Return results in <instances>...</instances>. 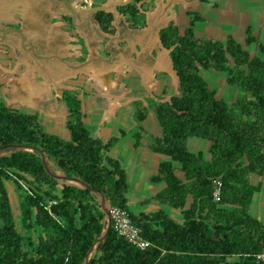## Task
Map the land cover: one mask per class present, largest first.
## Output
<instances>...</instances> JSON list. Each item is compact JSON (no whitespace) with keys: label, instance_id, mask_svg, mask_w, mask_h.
I'll use <instances>...</instances> for the list:
<instances>
[{"label":"trees","instance_id":"trees-1","mask_svg":"<svg viewBox=\"0 0 264 264\" xmlns=\"http://www.w3.org/2000/svg\"><path fill=\"white\" fill-rule=\"evenodd\" d=\"M139 1L115 7L129 29L144 26ZM93 20L103 33L111 32V12H96ZM201 20L193 12L182 33L173 22L159 30L177 78V94L147 106L160 130L150 149L164 157L148 181L164 185L154 198L178 211L180 222L162 209L137 214L129 209L126 172L109 155L118 138L103 142L91 135L73 92L61 94L68 140L45 129L37 113L20 112L0 101V147L33 148L0 155V264H84L93 247L98 255L87 264H256L254 256L264 247V222L249 208L261 182L252 185L249 178L264 177V43L249 26L243 45L231 35L224 42L198 38L195 23ZM251 45L253 55L246 49ZM201 70L226 74V84L239 91L235 100L217 98ZM134 105L143 132L146 109L140 102ZM133 138L136 148L140 134ZM192 138L209 143L208 157L187 149ZM39 152L64 177L79 179L109 206L123 209L149 245L141 250L129 244L111 223L96 243L105 223L92 192L60 184L45 170ZM214 180L220 183L217 200ZM6 183L15 186L26 238L16 228Z\"/></svg>","mask_w":264,"mask_h":264},{"label":"crops","instance_id":"crops-1","mask_svg":"<svg viewBox=\"0 0 264 264\" xmlns=\"http://www.w3.org/2000/svg\"><path fill=\"white\" fill-rule=\"evenodd\" d=\"M215 4L217 22L222 8L219 1ZM75 9L78 13L72 21L60 0H0V37L3 34L0 101L20 112H35L47 126L54 127L66 120L62 92L71 91L78 99L81 93L88 97L84 103L79 99L86 128L93 137L106 142L112 137L115 123L122 124L124 117L133 114L135 102L148 106L150 101H157L158 87L174 73L168 50L161 46L158 32L175 19L170 18L159 26L167 17L164 10L151 23L145 15V25L139 29H129L124 22L125 28L113 24L114 33L106 34L93 20V15L86 17L85 9ZM9 27L20 31L22 37ZM89 99L91 101H87ZM132 123L134 127L127 132L116 129L120 138H127L134 152L141 148L143 134H148L151 140L160 136L155 124L148 130L143 121V132H140V123L133 119ZM135 133L140 134L136 148L133 147ZM120 138L109 155L118 159L124 168L129 191L128 169L119 156L114 155L118 146L122 158L130 159L129 169L135 170L138 178L143 168L137 165L134 152L124 146ZM151 140L147 145L149 149ZM163 159L160 157L158 163ZM255 214L254 218L264 222L260 208Z\"/></svg>","mask_w":264,"mask_h":264},{"label":"rangeland","instance_id":"rangeland-1","mask_svg":"<svg viewBox=\"0 0 264 264\" xmlns=\"http://www.w3.org/2000/svg\"><path fill=\"white\" fill-rule=\"evenodd\" d=\"M73 7L79 9H87L92 6L105 4L107 2L113 0H69ZM114 1H125V0H114ZM215 1L220 2V8H222L221 15H219L216 22V12L214 11V7H216ZM138 7L145 13L149 19L148 22H153L155 17L159 16L164 10L166 11L167 17L161 21L158 25H165L170 18L175 19L173 22L179 30V33H182L183 30L188 26L189 15L197 13L201 17L200 22L195 23V36L202 39H214L224 42L226 35H231L235 38V40L241 45L244 44V28L246 25L251 27V32L253 36H255L259 42L264 43V0H140L137 4ZM110 12L115 16V19L112 21V30L109 34H113L115 31V26H124V18L119 15L115 8H112ZM68 14V13H67ZM206 22V25L204 24ZM169 23V22H168ZM218 24V25H215ZM145 25V21H144ZM251 55L255 54L254 45L246 47ZM201 75L207 82L210 89L215 91L216 97L221 98L228 103H231L237 97L239 91L235 86H230L226 84V74L217 73L212 70L202 71ZM115 84L117 82L116 78H114ZM177 94V78L176 75L170 73V77L166 80V83H162L156 93L157 101H168L169 97ZM79 99L84 103L87 96H83L81 93H78ZM87 101H91L90 99ZM147 102V101H146ZM150 103H152L150 101ZM148 103V104H150ZM63 108H65L64 103H61ZM146 109V118L145 124L143 126L151 130V126L155 124L158 128V134H160L159 127L157 125L155 116L152 112V109H148L147 106H143ZM136 110V105L133 104L132 115H128L124 117L121 123L116 122L114 127L111 130L112 137L120 138L118 128L127 132L134 127V123H132V119L136 121L134 113ZM66 111V108H65ZM40 121L42 125L49 132L59 136L62 139L68 140V131L65 129L64 119L61 120V124L59 126L49 127L40 117ZM117 128V129H116ZM123 140L124 146H129V150L134 152L131 148L130 144L127 141V138H120ZM150 136L148 134H143V144L139 150L134 152L135 162L137 165H141L143 168V172L141 173V177L138 178V174L135 170L129 169L130 167V159L122 158V150L121 147L118 146V150L115 151L114 155L119 156L124 167L128 169V177L130 181V190L128 191V206L133 213L144 212L150 213L162 209L166 212L170 217L180 222V214L178 211L171 209L166 205H160L157 200H155L154 195L163 188V184H152L148 181V177L153 175L156 171V165H158L159 158L161 155L153 153L149 147L147 146L150 142ZM209 143L200 139H188L187 140V149L191 153H197L198 151H202L206 157H208L207 148ZM10 151L1 150V154H8ZM121 156V157H120ZM48 169L51 173L56 175H61L59 171L55 169L51 162H48ZM250 183L252 185H257L261 182L262 189L259 193L255 194L253 197V201L249 208V213L256 217L255 211L256 209H261L264 213V177L259 178L256 175H252L249 178ZM60 184H75L66 180H58ZM77 185V184H76ZM134 188V190H133ZM6 189L9 195V199L11 202L13 219L16 224V228L18 232L22 235L23 238H26L28 232L22 227L20 222V214L18 207V196L15 189V186L9 183H6ZM93 194V193H92ZM95 204L98 206V209L102 211V209L108 206L106 200L102 201L101 196L99 194H93ZM136 198V199H135ZM138 199V200H137ZM138 203H136V201ZM103 213V212H102ZM264 219V214L263 218ZM264 221V220H263ZM103 222L106 226V216L104 214ZM31 236L34 241H36L37 233L36 231L31 232ZM94 248L90 252L88 256V260L93 255H98L94 252Z\"/></svg>","mask_w":264,"mask_h":264},{"label":"water","instance_id":"water-1","mask_svg":"<svg viewBox=\"0 0 264 264\" xmlns=\"http://www.w3.org/2000/svg\"><path fill=\"white\" fill-rule=\"evenodd\" d=\"M60 1L62 2L63 7L69 13L72 21H75V19L77 17L78 11L71 5V3H70L69 0H60ZM130 1L131 0H125V1H114L113 0V1L107 2L105 4H100V5H96V6L89 7L87 9H85L84 12L86 14V17H89L90 15H93L94 13L99 12V11H102V12H110V10L112 8H115V7L120 6V5H124V4H126V3L130 2ZM9 29L15 31L17 34H19L22 37V34H21L20 31L14 29V28H11V27H9ZM2 41H3V34L0 37V43ZM5 149H8L10 152H14V151H17V150H31V151L33 150V148L28 147V146H24V145H9V146L0 147V151L1 150H5ZM39 156H40L41 162H42L45 170L49 174L53 175L57 180H66V181L73 182V183L79 185L81 188H86V189L90 190L93 194H99L101 196L102 201L105 200V198H104V196L102 194L97 193L95 190L91 189L88 185H86L85 183H83L79 179H77V178H67V177H64L62 174L61 175H56V174L51 173L49 171V169H48V164H47L45 155L42 152H39ZM102 212L106 216V226H105L104 232L98 238V240L96 241V243H99V242H101L103 240L104 234H105L106 230L110 227V219H109V214H108V206L104 207L102 209ZM92 249L93 248H91L89 250V252L87 253V256H86V258L84 260V264H87L88 263V256H89L90 252L92 251Z\"/></svg>","mask_w":264,"mask_h":264},{"label":"built area","instance_id":"built-area-1","mask_svg":"<svg viewBox=\"0 0 264 264\" xmlns=\"http://www.w3.org/2000/svg\"><path fill=\"white\" fill-rule=\"evenodd\" d=\"M213 184V196L217 200L220 183L218 180H214ZM108 214L114 231L126 242L141 250L149 245V242L142 237L141 229L131 222L123 209L108 205ZM254 257L256 264H264V247Z\"/></svg>","mask_w":264,"mask_h":264}]
</instances>
